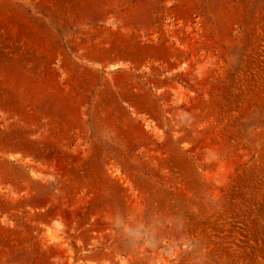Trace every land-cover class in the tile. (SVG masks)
I'll return each instance as SVG.
<instances>
[{"label":"rangeland","instance_id":"obj_1","mask_svg":"<svg viewBox=\"0 0 264 264\" xmlns=\"http://www.w3.org/2000/svg\"><path fill=\"white\" fill-rule=\"evenodd\" d=\"M0 264H264V0H0Z\"/></svg>","mask_w":264,"mask_h":264}]
</instances>
